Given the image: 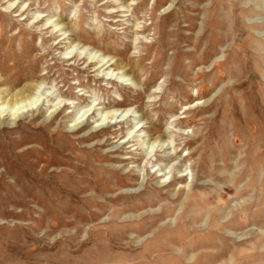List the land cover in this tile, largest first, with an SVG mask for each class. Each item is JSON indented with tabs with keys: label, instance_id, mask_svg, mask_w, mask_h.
Here are the masks:
<instances>
[{
	"label": "rangeland",
	"instance_id": "1",
	"mask_svg": "<svg viewBox=\"0 0 264 264\" xmlns=\"http://www.w3.org/2000/svg\"><path fill=\"white\" fill-rule=\"evenodd\" d=\"M0 110V264H264V0H0Z\"/></svg>",
	"mask_w": 264,
	"mask_h": 264
},
{
	"label": "bare ground",
	"instance_id": "2",
	"mask_svg": "<svg viewBox=\"0 0 264 264\" xmlns=\"http://www.w3.org/2000/svg\"><path fill=\"white\" fill-rule=\"evenodd\" d=\"M102 61L104 60V59H101ZM108 61H106L105 62V64L107 63ZM103 63V62H102ZM104 65V64H103ZM102 66V65H101ZM40 86V83H37L34 87L35 88H37L38 89V87ZM31 91H27L26 93L24 92V90H20V92H18V93H15L12 97H10L9 99H5L4 101H3V105L4 106H6V107H11V108H16V107H18V106H21L22 104H24V103H28V101H31V99L34 97V95L32 94V93H30ZM35 98V97H34ZM39 98V97H38ZM35 100V99H34ZM33 100V101H34ZM39 99H37V101H38ZM32 102V101H31ZM68 102H70V101H68ZM198 102V101H197ZM36 102H34V104H35ZM73 102H70V104H72ZM27 105V104H26ZM5 107V108H6ZM32 107H34L33 106V102H32ZM3 109V108H2ZM10 109V108H9ZM28 109H29V107H28ZM85 111L83 112V115H84V113H86L88 110H86V109H84ZM4 111H5V109H4ZM12 111V110H11ZM21 111V110H20ZM16 112V111H15ZM14 112V113H15ZM13 113V114H14ZM0 114H3V110H0ZM15 115V114H14ZM82 114H81V116H83ZM14 117V116H13ZM154 167H155V165H154ZM186 169H187V167H184V169L182 170V171H179L178 170V173L180 174V177L181 176H186L187 175V173H185L186 172ZM157 172V171H156ZM158 172H160V171H158ZM169 173V172H168ZM167 173V174H168ZM164 175H166V174H164ZM166 180H168V179H165V180H162V182L160 181V184H163V183H165L166 182ZM159 184V183H158Z\"/></svg>",
	"mask_w": 264,
	"mask_h": 264
}]
</instances>
